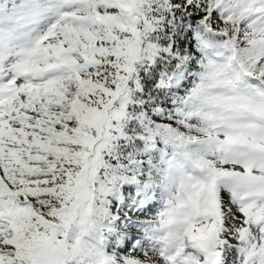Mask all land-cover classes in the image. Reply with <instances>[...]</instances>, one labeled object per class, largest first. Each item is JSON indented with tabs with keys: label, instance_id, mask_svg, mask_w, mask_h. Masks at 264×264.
I'll use <instances>...</instances> for the list:
<instances>
[{
	"label": "snow or ice",
	"instance_id": "snow-or-ice-1",
	"mask_svg": "<svg viewBox=\"0 0 264 264\" xmlns=\"http://www.w3.org/2000/svg\"><path fill=\"white\" fill-rule=\"evenodd\" d=\"M0 264H264V0H0Z\"/></svg>",
	"mask_w": 264,
	"mask_h": 264
}]
</instances>
